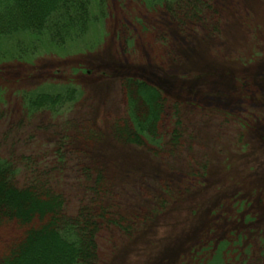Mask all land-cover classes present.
<instances>
[{"label": "rangeland", "instance_id": "374dc122", "mask_svg": "<svg viewBox=\"0 0 264 264\" xmlns=\"http://www.w3.org/2000/svg\"><path fill=\"white\" fill-rule=\"evenodd\" d=\"M205 2L218 14L210 30L174 19L166 1L92 0L85 31L65 44L48 33L0 39V153L16 163V184L55 190L74 222L98 168L118 186L114 207L157 212L132 237L102 234L99 264H264V0ZM121 75L185 105L183 148L155 157L112 137L127 115ZM69 91L75 99L54 110L28 105ZM164 120L163 149L178 122ZM41 208L0 220V263L27 251L57 260Z\"/></svg>", "mask_w": 264, "mask_h": 264}, {"label": "trees", "instance_id": "16d2710c", "mask_svg": "<svg viewBox=\"0 0 264 264\" xmlns=\"http://www.w3.org/2000/svg\"><path fill=\"white\" fill-rule=\"evenodd\" d=\"M158 1H166L167 11L174 19L179 21L183 16L185 19L194 20L193 26L201 23L199 25L207 26L206 28L210 30L208 18L211 17L213 22L218 20L217 10L209 6L205 0ZM91 2L92 0H0V39L31 33L38 35L48 33L54 40L65 44V39L74 29L77 32L85 31ZM203 8L206 11L202 12ZM215 28L217 29L216 25ZM119 80L127 115L115 124L112 137L120 143L144 148L155 157H162L164 153L173 154L175 150L183 148L184 131L180 130L179 119L185 105L172 98L168 90L146 79L121 75ZM27 97L31 109L39 111L54 110L60 105L63 106L66 102L73 101L76 94L75 91L56 95L41 92ZM168 114L171 120L176 117L178 122L174 123L176 127L163 149L161 142L164 139L160 135L159 127L161 122L165 123L164 119ZM2 119L3 114L0 110V120ZM96 140L99 143L101 141L100 138ZM157 148L161 150L157 151ZM15 165L12 159H6L0 153V220L15 218L18 213L16 211L21 207L31 211L35 204H43L45 208H41L43 211L40 216L41 221L49 228L47 230L51 235L52 249L47 251H51L49 255L51 258L57 259L53 261L54 264H99L101 258L99 240L102 234L117 230L129 238L140 226L156 219L157 212L149 210L148 207L146 213L143 211L123 213L114 207L113 197L118 187L115 179L107 180L101 169L97 168L94 186L89 189L88 203L78 208V213L73 219L75 221H70L65 214L68 211V204L66 206L62 195L55 190H46L33 182L21 186L16 184ZM87 172L90 170L87 169ZM204 175L205 171L200 177L204 178ZM48 244L45 239L38 243V246L46 248ZM39 257L38 251L31 253L27 251L16 261H11L8 257L0 264H51L41 263Z\"/></svg>", "mask_w": 264, "mask_h": 264}]
</instances>
